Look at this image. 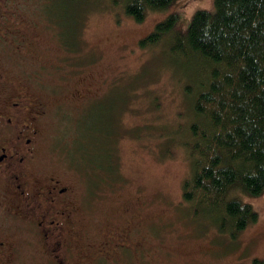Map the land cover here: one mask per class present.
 I'll return each instance as SVG.
<instances>
[{
    "label": "rangeland",
    "instance_id": "374dc122",
    "mask_svg": "<svg viewBox=\"0 0 264 264\" xmlns=\"http://www.w3.org/2000/svg\"><path fill=\"white\" fill-rule=\"evenodd\" d=\"M175 2L169 11H177L181 31L195 11L214 10L213 0ZM24 3L27 17L36 20L46 5V26L38 28L37 38L47 66L32 76L46 107L40 124L41 165L60 167L65 179L76 176L83 235L94 241L108 228L121 233L125 206L138 203L142 223L131 234L133 249L94 264H253L254 258L264 259V192L258 197L238 194L258 218L235 238L220 232L213 220L195 218L191 204L181 198L182 184L191 176L184 142L193 117V83L177 69L167 46L139 45L167 13L136 22L121 2L110 0ZM79 83L90 90L80 103L71 94ZM106 135L102 147L111 153L106 160L111 174L107 187L91 190L76 138H85L91 148ZM35 258L32 249L30 258L21 256L22 264H43Z\"/></svg>",
    "mask_w": 264,
    "mask_h": 264
},
{
    "label": "trees",
    "instance_id": "16d2710c",
    "mask_svg": "<svg viewBox=\"0 0 264 264\" xmlns=\"http://www.w3.org/2000/svg\"><path fill=\"white\" fill-rule=\"evenodd\" d=\"M110 1L121 2L136 22L167 13L139 45L167 46L177 69L193 83V117L184 142L191 176L182 184L181 198L191 204L195 218L213 220L220 232L237 237L258 218L238 194L264 192V0H213L214 10L195 11L183 31L177 11H169L176 0ZM78 143L90 189L107 187L111 153L103 145L88 147L82 137L76 138V148ZM252 262L264 264V259Z\"/></svg>",
    "mask_w": 264,
    "mask_h": 264
},
{
    "label": "flooded vegetation",
    "instance_id": "af4514ba",
    "mask_svg": "<svg viewBox=\"0 0 264 264\" xmlns=\"http://www.w3.org/2000/svg\"><path fill=\"white\" fill-rule=\"evenodd\" d=\"M43 7L36 20L27 17L24 0H0V264H22L21 256L30 258L32 249L43 264L110 261L133 248L131 234L142 222L138 203L125 206L121 233L108 228L96 241L84 237L76 176L65 179L58 171L63 169L40 162L46 107L32 76L47 66L37 38L46 26ZM81 83L71 93L77 101L90 93ZM103 143L107 135L98 146Z\"/></svg>",
    "mask_w": 264,
    "mask_h": 264
}]
</instances>
